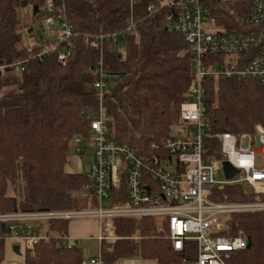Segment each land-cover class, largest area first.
Masks as SVG:
<instances>
[{
    "label": "trees",
    "instance_id": "trees-1",
    "mask_svg": "<svg viewBox=\"0 0 264 264\" xmlns=\"http://www.w3.org/2000/svg\"><path fill=\"white\" fill-rule=\"evenodd\" d=\"M147 1L132 9L129 0H54L57 14L65 13L68 25L78 33L66 63L54 51L43 60L31 57L22 72L12 67L0 70V213L83 208L78 198L89 176L68 172L65 166L71 144L78 137L89 140L91 120L101 107L111 140L151 157L167 152L165 142L172 128L182 124L180 107L190 99L195 67L184 36L168 32L166 12L150 13ZM46 2L0 0V66L41 49L35 40L25 41V33L34 36V23L24 25L20 10L32 6L36 22L46 15L41 9ZM35 5L40 8L36 14ZM248 13L249 0H229L214 17L219 26L233 31ZM130 17L136 28L117 43L105 41L95 47L87 41L86 36L123 32ZM101 59L105 74L95 72ZM101 79L109 83L102 94L95 87ZM204 86L208 125L204 156L213 159L221 157L218 133H254L258 124L264 126V87L256 79L240 84L215 76L206 77ZM246 186L244 182L219 186L211 198L250 201L255 191L252 187L246 191ZM70 221L50 220V238L38 240L33 249L25 247L26 263L84 264L83 249L65 240ZM164 224L153 217L114 219L119 238L103 242V264L126 257L183 264L192 255L173 248ZM223 233L247 240L246 248L233 252L227 264H264V210L233 213ZM6 234L0 223V262L5 258Z\"/></svg>",
    "mask_w": 264,
    "mask_h": 264
},
{
    "label": "built area",
    "instance_id": "built-area-1",
    "mask_svg": "<svg viewBox=\"0 0 264 264\" xmlns=\"http://www.w3.org/2000/svg\"><path fill=\"white\" fill-rule=\"evenodd\" d=\"M129 1L133 9L144 0ZM228 1H147L150 13L166 12L165 29L181 33L193 54L195 79L190 99L180 107V126L186 130L185 135H170L163 155H143L132 145L109 138L108 120L101 107L98 117L90 123L87 144H93L97 159L89 176L91 182L84 187L86 195L96 204L67 210L0 213V223L8 229L7 239L33 249L38 240L50 238V220L95 219L101 225L98 240L103 243L119 238L114 219L153 217L165 223L162 228L176 251L187 249L192 255L183 264H227L233 252L246 248L247 240L243 236L223 233L224 221L233 213L264 210V200L255 197L250 201L218 202L211 195L219 186L240 182L251 186L254 195L264 193V126L258 124L254 133H218L221 157L206 158L208 125L204 80L215 76L241 84L256 79L264 87V0H249V13L233 31L219 26L214 17L215 11ZM41 9L46 15L34 30L35 44L41 49L27 59L1 65L0 70L12 67L22 72L31 57L43 60L54 51L59 53V61L66 63L74 48L72 38L78 33L68 25L65 13L57 14L54 0H47ZM135 28L134 18L130 17L123 32L86 37L97 47L105 41L117 43ZM95 72L105 74L103 59L97 63ZM108 84L106 79H101L95 87L102 94ZM188 125L196 131L195 135L187 131ZM76 142L79 143L76 151L85 153V147L81 146L85 144L83 139L78 137ZM225 161L239 172L231 179L218 180L214 177L215 171L224 170ZM65 240L69 246L74 244L68 237ZM93 262L103 264L101 255Z\"/></svg>",
    "mask_w": 264,
    "mask_h": 264
},
{
    "label": "crops",
    "instance_id": "crops-1",
    "mask_svg": "<svg viewBox=\"0 0 264 264\" xmlns=\"http://www.w3.org/2000/svg\"><path fill=\"white\" fill-rule=\"evenodd\" d=\"M101 225L95 219L72 220L69 223L68 238L76 244L83 245L84 264H97L93 260L100 257L102 242L98 240ZM20 245L19 252L15 250V245ZM23 244V243H22ZM24 245V244H23ZM19 241L6 240L5 258L0 264H27L25 261V251ZM25 249V248H24ZM112 264H158L152 259H142L139 257H126Z\"/></svg>",
    "mask_w": 264,
    "mask_h": 264
},
{
    "label": "rangeland",
    "instance_id": "rangeland-1",
    "mask_svg": "<svg viewBox=\"0 0 264 264\" xmlns=\"http://www.w3.org/2000/svg\"><path fill=\"white\" fill-rule=\"evenodd\" d=\"M20 16L22 18V22L24 25H31L32 23H34V30L41 22V19L37 20L36 22L33 21V19H32V6L27 7V8H22L20 10ZM24 37L26 39L25 41H27V42L37 39V37H35V36L29 37L28 33H25ZM186 129L191 135L196 134V131L192 127H190V125H188V127ZM185 131L186 130L182 126L178 125V126H175L172 128L171 135L184 136ZM77 144H79V143L74 142L73 144H71V155H70V158H69V160L65 166L66 171L71 172V173H82V174H85L87 176H91L92 166L97 159L96 154H95V148H94L93 144H91V143H88V144H87V142L85 144L81 143V146L83 148L85 147V153L81 154V153L77 152L75 149ZM214 177L218 180H225L226 176H225L224 170L223 169L216 170ZM89 181L91 182L90 178H89ZM248 186L245 187L246 191H249V188L251 187V186H249V187ZM254 194L251 196V199L255 200V197H258L259 199L264 200V193L261 195H254ZM78 200L80 201V204H79L80 207H91L92 206V205H90L91 200H89L85 191L80 193ZM229 220H230V218L225 220L224 221L225 224H227V222ZM45 230H46V224H44V226H43V231H45ZM19 243L21 245L24 244V243L22 244V242H19ZM80 247L83 248V245H80ZM24 248H25V244L23 245V251H25Z\"/></svg>",
    "mask_w": 264,
    "mask_h": 264
},
{
    "label": "water",
    "instance_id": "water-1",
    "mask_svg": "<svg viewBox=\"0 0 264 264\" xmlns=\"http://www.w3.org/2000/svg\"><path fill=\"white\" fill-rule=\"evenodd\" d=\"M27 4H28V2L25 1V5H27ZM39 10H40L39 6H37V5L33 6L34 14L38 13ZM224 172L226 174V177L231 179L239 172V170L237 168H235L229 161H225L224 162ZM3 227L5 229V232L7 233L8 229H7L6 224H3ZM19 248H20V245L16 244L15 250L17 252H19Z\"/></svg>",
    "mask_w": 264,
    "mask_h": 264
}]
</instances>
